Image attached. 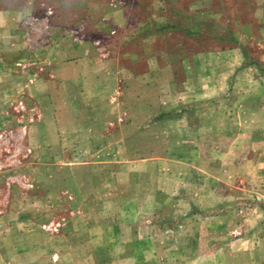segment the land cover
I'll list each match as a JSON object with an SVG mask.
<instances>
[{
  "label": "rangeland",
  "instance_id": "374dc122",
  "mask_svg": "<svg viewBox=\"0 0 264 264\" xmlns=\"http://www.w3.org/2000/svg\"><path fill=\"white\" fill-rule=\"evenodd\" d=\"M124 1L107 0L89 21L39 0L22 50L0 25V264H264V0H196L175 12V28L145 0L120 24ZM53 27L112 68L105 126L124 147L110 167L47 169L57 154L30 145L31 130L58 124L44 122L28 86L70 73L66 58L46 70ZM127 83L159 86L130 111L145 91L130 87L131 99ZM144 112L140 127L121 128Z\"/></svg>",
  "mask_w": 264,
  "mask_h": 264
},
{
  "label": "crops",
  "instance_id": "0c3cea01",
  "mask_svg": "<svg viewBox=\"0 0 264 264\" xmlns=\"http://www.w3.org/2000/svg\"><path fill=\"white\" fill-rule=\"evenodd\" d=\"M56 1L57 7L64 11H66V8L75 11L84 9L86 12H83V16L90 21L97 20L94 17L99 13V8L106 5L107 0ZM201 1L203 0H199L200 4ZM143 2H148L146 7L156 12L155 16H148L146 17L147 19L151 17L154 20L166 21L170 23L166 24L170 28H175L177 19L172 18L175 17V12L181 10L184 13H188L190 9H194L199 5H196V0H145ZM143 2L142 0L132 2L126 0L123 6L118 5L117 7L119 8H116V13L122 20L119 23L124 22L127 25L129 19L133 17V15L127 14V10L138 6L142 8ZM238 2L243 7L258 8L261 7L263 0H238ZM142 6H145V4ZM42 11L43 7L40 5L39 0H0V25H3L4 28H9L11 45H16L17 50H22L21 46H23L24 42L22 37L28 30L26 29L25 31L22 25L26 22L30 24V18L36 14H41ZM64 14L65 16L66 14L70 15L68 12ZM59 20H57V23H59ZM0 29L2 30L3 28L0 27ZM123 29L128 32L127 27L123 26ZM57 30V27H53L50 33L47 32L46 38H49L48 42L51 40L53 43L48 44L44 50H49L50 57L48 56V59L50 61L55 59V62L54 65L53 63L45 65L47 66L46 70L59 71V67H63L61 60L66 58L67 60L69 59L65 64L70 68V73L68 76L65 75L67 79H60L61 81L63 80V83H34L28 86L30 89L27 88L26 92L44 106V122H49L53 119L58 126L53 125L54 127L43 130L41 131L42 133L31 130L29 133L30 145L33 146L34 151V146H38L45 152H51L54 156L57 154L55 162L45 163L47 169L56 167L60 170L72 167L73 169L82 168L80 171H83L84 167H86L85 170H89L93 166L110 167L112 162H114L113 154L115 152L120 153L122 151L121 146L122 148L124 147L122 136L119 135L120 139L116 140V131L111 130L108 133L105 126V123L114 116L113 107L109 102L112 91L117 84L110 83L113 77L112 68L108 70V68H103L98 66V64H92V60L86 55L82 46L69 42L68 38L63 37L62 33H58ZM4 38L0 34V41L4 40ZM55 38L57 41L52 40ZM19 52H13L12 55L17 56ZM55 64L56 67H50L51 65L55 66ZM138 84L145 92H142L144 95L138 92L137 94L141 95L135 98L136 102L132 105L128 103L130 111L134 109L135 104L146 103L140 98L147 96V92H152L159 86V83H127L129 85L127 92L131 99L134 97V91L130 87H136ZM167 85L169 88L171 87V83H167ZM16 86L15 92L18 93L21 90V86L19 83H16ZM154 96L155 104H161L160 106L164 108L165 97L161 94L160 99H158V93ZM130 115L132 123L121 128H131V125L136 126L137 124L140 127L141 121L144 122L151 116L146 112L138 116L133 113ZM59 175L60 178L64 177V173ZM142 252H145V250L140 247L139 253Z\"/></svg>",
  "mask_w": 264,
  "mask_h": 264
},
{
  "label": "built area",
  "instance_id": "2783aa9c",
  "mask_svg": "<svg viewBox=\"0 0 264 264\" xmlns=\"http://www.w3.org/2000/svg\"><path fill=\"white\" fill-rule=\"evenodd\" d=\"M102 52V55H106L107 53L106 52H104V51H101ZM30 149H28V151H29Z\"/></svg>",
  "mask_w": 264,
  "mask_h": 264
},
{
  "label": "trees",
  "instance_id": "16d2710c",
  "mask_svg": "<svg viewBox=\"0 0 264 264\" xmlns=\"http://www.w3.org/2000/svg\"><path fill=\"white\" fill-rule=\"evenodd\" d=\"M187 31V30H186Z\"/></svg>",
  "mask_w": 264,
  "mask_h": 264
}]
</instances>
